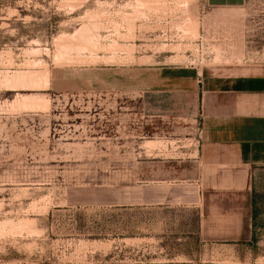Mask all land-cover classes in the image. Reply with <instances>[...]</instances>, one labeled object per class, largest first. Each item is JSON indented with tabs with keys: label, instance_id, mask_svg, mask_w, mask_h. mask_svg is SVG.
<instances>
[{
	"label": "rangeland",
	"instance_id": "rangeland-1",
	"mask_svg": "<svg viewBox=\"0 0 264 264\" xmlns=\"http://www.w3.org/2000/svg\"><path fill=\"white\" fill-rule=\"evenodd\" d=\"M202 72L264 74V0H0V264H264V165H203L172 83Z\"/></svg>",
	"mask_w": 264,
	"mask_h": 264
},
{
	"label": "crops",
	"instance_id": "crops-1",
	"mask_svg": "<svg viewBox=\"0 0 264 264\" xmlns=\"http://www.w3.org/2000/svg\"><path fill=\"white\" fill-rule=\"evenodd\" d=\"M246 1L205 0L216 8H235ZM195 77L172 83L197 98L201 163L247 177L251 166L264 165V74L229 78L202 72Z\"/></svg>",
	"mask_w": 264,
	"mask_h": 264
}]
</instances>
